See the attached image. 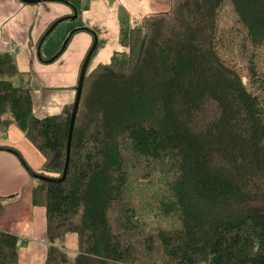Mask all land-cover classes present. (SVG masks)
I'll return each instance as SVG.
<instances>
[{
    "label": "trees",
    "instance_id": "16d2710c",
    "mask_svg": "<svg viewBox=\"0 0 264 264\" xmlns=\"http://www.w3.org/2000/svg\"><path fill=\"white\" fill-rule=\"evenodd\" d=\"M19 74L0 52V127L61 177L75 99L39 117ZM32 178L44 264H264V0H171L136 21L125 50L88 66L66 178ZM19 240L0 229V264H19Z\"/></svg>",
    "mask_w": 264,
    "mask_h": 264
},
{
    "label": "crops",
    "instance_id": "0c3cea01",
    "mask_svg": "<svg viewBox=\"0 0 264 264\" xmlns=\"http://www.w3.org/2000/svg\"><path fill=\"white\" fill-rule=\"evenodd\" d=\"M72 14L62 0H0V52L13 55L20 74L11 80L15 83V78L19 83L16 85L32 88L34 112L39 117L58 114L74 101L81 63L94 41L90 31H78L60 58L47 62L66 34L52 40V32L41 41L42 35L52 22ZM0 146L18 149L22 155L13 151L36 170L44 162L41 153L14 124L8 130L0 127ZM13 151L0 148V198L8 199L4 200L0 229L19 236L23 244L19 264H44L48 250L46 208L33 203L34 180ZM66 246L72 251L77 249V234L67 235Z\"/></svg>",
    "mask_w": 264,
    "mask_h": 264
},
{
    "label": "rangeland",
    "instance_id": "374dc122",
    "mask_svg": "<svg viewBox=\"0 0 264 264\" xmlns=\"http://www.w3.org/2000/svg\"><path fill=\"white\" fill-rule=\"evenodd\" d=\"M62 1L71 8L72 12L76 9L78 17L62 21L53 31L50 39L54 40L56 37L60 38V36L62 37L66 34L60 43L63 45L65 40L69 39L75 30L82 29L80 30L81 32L90 31L93 36L96 32L98 39L102 41V45L91 58L90 70L101 62H109L113 52L126 49L129 31L136 21L141 20L148 14L167 12L171 9V0ZM13 80L16 84H19L15 78ZM3 200L8 199L4 198ZM22 245L19 240L20 248ZM70 252L73 253L72 250Z\"/></svg>",
    "mask_w": 264,
    "mask_h": 264
},
{
    "label": "water",
    "instance_id": "95a60500",
    "mask_svg": "<svg viewBox=\"0 0 264 264\" xmlns=\"http://www.w3.org/2000/svg\"><path fill=\"white\" fill-rule=\"evenodd\" d=\"M21 1L28 2V3H39V2H41L43 0H21ZM77 17H78V11L76 9H74V14L60 17L56 21H54L52 23V25L50 26L49 30L46 32V34L48 35L50 32H52L62 21L67 20V19H76ZM69 39L65 40V42L63 43V45L60 48L59 52L57 54H55L53 57H51L50 59H48L47 62H53L55 59H57V57L67 48V45L69 43ZM43 40H44V37L42 38V41ZM98 40H99L98 36L96 35V32H95L93 45L90 48V50H89V52H88V54H87V56H86V58L84 60V63L82 65V67H81L79 81H78V85H77V88H76V98H75V102H74V106H73V111H72V114H71L70 127H69V137H68V144H67V155H66V161H65V167H64L63 175L61 177L54 178V177H49V176H45V175L39 174V173L35 172L28 165V163L23 159V157L20 154H18L17 152L12 150L14 153H16L18 155V157L20 158V160H21L23 166L25 167V169L34 178L41 179V180H44V181H49V182H60V181H63L66 178L68 167H69V163H70V156H71L72 135H73V131H74V126H75L77 112H78V109H79V106H80V100H81V94H82L84 79H85V75H86L88 66L90 64L91 58L93 56V53H94V51L96 50V48L98 46Z\"/></svg>",
    "mask_w": 264,
    "mask_h": 264
}]
</instances>
